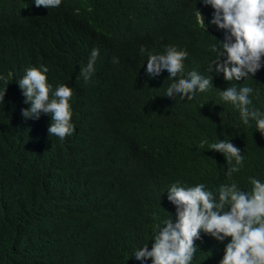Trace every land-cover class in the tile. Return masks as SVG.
Masks as SVG:
<instances>
[{"label": "trees", "instance_id": "obj_1", "mask_svg": "<svg viewBox=\"0 0 264 264\" xmlns=\"http://www.w3.org/2000/svg\"><path fill=\"white\" fill-rule=\"evenodd\" d=\"M158 1L61 0L46 8L0 0V91L7 88L0 104V264H152L134 254L151 250L157 224L170 216L175 222L167 199L173 183L211 191L236 183L250 192V177L264 182V137L220 96L232 85L251 87L249 107L264 113V67L241 81L211 73L213 87L190 101L165 96L175 80L167 70L149 77L148 53L186 50L184 78L192 70L207 75L216 58L210 46L225 33L210 25L214 9L202 0ZM94 48L95 72L85 82L80 68ZM41 65L53 89L73 90L75 131L63 140L49 135V114H21L30 105L18 81ZM223 139L244 157L231 179L225 156L209 149ZM230 239L201 232L190 264H219Z\"/></svg>", "mask_w": 264, "mask_h": 264}, {"label": "clouds", "instance_id": "obj_2", "mask_svg": "<svg viewBox=\"0 0 264 264\" xmlns=\"http://www.w3.org/2000/svg\"><path fill=\"white\" fill-rule=\"evenodd\" d=\"M159 2L158 0H155ZM172 0H169V4ZM205 6L214 9L210 25L224 30V38L218 44L210 46L216 58L209 64L207 75L192 70L184 78L183 61L187 58L186 50L167 46L163 54L148 53L146 72L149 77H156L167 70L168 78L174 79L166 91L169 98L177 94L182 99L192 100L197 91L204 92L213 87L211 73L223 74L226 81H241L255 74L264 67V0H202ZM35 6L46 8L59 7L61 0H34ZM160 3V2H159ZM198 22L204 32L210 25L204 23V17L198 12ZM146 51L141 46L140 52ZM99 49L91 51L87 65L80 68V76L88 82L95 72V62ZM113 62H118L114 58ZM46 66L31 67L18 81L25 96L24 103L30 107L22 109L25 119H39L42 113L51 117L48 128L50 136L63 140L75 131L72 123L73 112L70 99L73 90L66 84L55 89L47 82ZM179 77V78H178ZM0 75V80H4ZM6 89L0 91V104L4 103ZM251 87L232 85L220 91L221 99L231 102L239 109L245 125L250 120L256 122L257 131L264 137V113L250 109ZM208 141L199 144L203 148ZM210 150L222 153L227 160L226 175L231 179L238 172L244 159L241 150L230 140H219L210 145ZM235 165L232 166V160ZM251 191H242L236 183L222 184L215 191L206 190L203 183L195 186H183L180 181L173 183L167 190V199L175 205V222L171 216L156 225L151 250L148 245L137 250L135 259L152 264H190L201 239V232L223 242L231 238L224 249V256L219 264H264V182L250 177Z\"/></svg>", "mask_w": 264, "mask_h": 264}]
</instances>
